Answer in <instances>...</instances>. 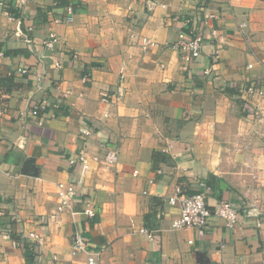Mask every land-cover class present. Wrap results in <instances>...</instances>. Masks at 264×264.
<instances>
[{"label":"crops","instance_id":"1","mask_svg":"<svg viewBox=\"0 0 264 264\" xmlns=\"http://www.w3.org/2000/svg\"><path fill=\"white\" fill-rule=\"evenodd\" d=\"M61 1L0 6V264H85L84 252L71 253L75 233L99 264H197L195 252L212 264H264V97L241 94L250 81L264 84V0ZM67 6L70 20L56 22ZM191 27H203L204 40L185 65L172 45ZM210 27L220 33L218 59ZM50 34L52 53L38 44ZM103 146L118 151L110 167ZM83 147L80 175L68 157ZM26 159L38 174L21 172ZM60 181L77 191L58 212ZM198 181L211 208L227 199L238 209L234 228L215 215L202 233L171 227L179 208L164 199ZM88 203L92 218L82 213Z\"/></svg>","mask_w":264,"mask_h":264},{"label":"built area","instance_id":"2","mask_svg":"<svg viewBox=\"0 0 264 264\" xmlns=\"http://www.w3.org/2000/svg\"><path fill=\"white\" fill-rule=\"evenodd\" d=\"M229 3L238 2L240 0H226ZM0 6H3V0H0ZM66 15L61 18H56V22H61L63 20L68 21L71 18L72 7L67 6ZM207 18L216 19L218 16L214 13L208 14ZM208 35L214 41L213 59H218L219 52L221 50L220 33L218 28L210 27L208 29ZM204 40V29H198L196 27H191L189 31H180L177 35L176 40L173 43V47L179 50L182 60L185 65L195 62L202 52V45ZM26 43L31 44L34 41L28 37L24 40ZM144 43L153 44L151 40H146L143 38ZM58 43V37L54 34H50L48 37L41 39L38 44L45 50L53 52L55 50L56 44ZM47 54H41V58H46ZM54 66H60L59 61L53 62ZM248 64V67H251ZM22 73H27L26 68L20 69ZM204 75H209L211 73L210 68H206L202 71ZM37 75V74H36ZM41 78V75L38 74ZM84 81L86 77H83ZM39 80V78H38ZM241 94L245 95L246 98L249 97H264V84H256L254 81H250L244 88L241 89ZM108 95L104 93L102 95V100H107ZM248 106V105H245ZM31 116L38 117L39 110L35 106L30 111ZM38 123L42 124V120L38 119ZM91 129L87 124H83L80 127V135L82 138H86L91 134ZM104 154L102 157V162L105 167H110L117 162L118 151L114 147L103 146ZM68 165L72 168H76L80 175H84L88 169L89 162L85 153V147L81 148L77 154L68 157ZM160 172V171H159ZM198 188L195 191L185 192L180 184H176L172 192L166 196L164 199L165 204L169 206H178L179 214L171 220V227L173 229L181 228H196L198 232L202 233L203 229L207 227L209 219L212 215H215L224 220L225 227L231 229L234 228L240 218L241 214L238 209L235 208L230 201L227 199H219L216 204L211 208L208 204L207 197L210 192L209 187L204 181H198ZM77 191V182H58L57 183V195L59 199V204L57 206V211H63V209L69 206V199ZM82 213L88 217L92 218L96 214V210L88 203L82 208ZM165 210L160 209L158 216L164 215ZM139 232L144 234L149 240H157V235L154 231L149 230L146 227H140ZM30 237L40 241L41 237L37 233H30ZM71 253L76 255L80 252L86 254L85 264H99L96 252L93 251L89 244L85 241L81 233H75L71 240Z\"/></svg>","mask_w":264,"mask_h":264},{"label":"trees","instance_id":"3","mask_svg":"<svg viewBox=\"0 0 264 264\" xmlns=\"http://www.w3.org/2000/svg\"><path fill=\"white\" fill-rule=\"evenodd\" d=\"M65 2L66 0H62L61 2ZM11 11V13L15 16H17V13L15 12V10H9ZM153 160H156L157 158H159L160 161L163 162H168L167 161V157L164 155H161L157 152H154L152 155ZM21 172L24 174H38L39 173V169L35 166L34 164V160L33 159H26L22 168H21ZM195 259L197 264H212L211 261L209 260V258L206 256L205 253L203 252H195Z\"/></svg>","mask_w":264,"mask_h":264}]
</instances>
